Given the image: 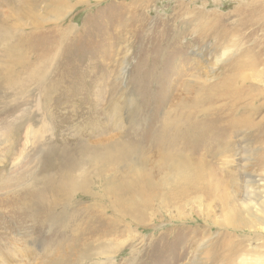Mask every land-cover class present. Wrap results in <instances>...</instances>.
I'll use <instances>...</instances> for the list:
<instances>
[{"label": "rangeland", "instance_id": "1", "mask_svg": "<svg viewBox=\"0 0 264 264\" xmlns=\"http://www.w3.org/2000/svg\"><path fill=\"white\" fill-rule=\"evenodd\" d=\"M179 2L0 0V83L3 75L16 73L6 69L19 64L18 59H55L52 70L59 82L47 125L37 126L41 133L49 132L44 140L49 145L43 144L50 153L37 151L38 141L29 136L8 142L0 134L1 174L4 170L11 177L22 168L25 177L11 190L21 195L37 191L51 176L56 179L61 171L58 165H66L78 149L87 150L72 171L78 190L56 208L74 222H70L73 230L68 238L43 241L44 232L40 237L36 232L20 237L16 219L5 221L0 214V264H211L218 256L216 264H224L222 257L230 251L237 256L258 246L264 250V92L248 101L251 117L243 118L240 107L232 115L238 123L228 138L230 128L213 119L205 123L208 128L192 133V141L180 135L171 144L162 135L184 121L211 118L218 105L210 107L209 94L221 78L231 74V64L244 59L243 44H254L263 30L250 34L247 28V38L237 34L235 48L218 65L219 52L214 53L211 41L190 44L191 37H183L168 48L159 47L154 38ZM181 2L189 16L194 11L195 15L186 26L171 20L172 30H190L202 11L230 14L227 23H231L239 5L264 4V0ZM4 33L8 37L3 38ZM230 43L218 44L219 51ZM201 51L203 59L197 56ZM177 67L183 68L177 73ZM243 74L253 82L249 73ZM13 78L18 83L25 76ZM219 86H223L221 93L227 91V81ZM23 92L6 102L28 99V107L20 110L43 116L33 85H26ZM2 101L0 97V111L12 108L3 110ZM33 122L36 126L37 121ZM222 138L224 142L217 145ZM178 143L180 149H176ZM108 152L118 159L100 162L93 157ZM41 154L50 157L53 171L49 164H42ZM183 163L191 165L193 173L187 182L179 180L175 171ZM141 194L149 199L139 198ZM129 197L132 204L126 202ZM79 200L84 201L82 205L75 204ZM47 201L48 196L37 201L38 206L43 208ZM232 207L237 215L231 218L227 213ZM3 208L0 204V211ZM81 219L87 228L78 225ZM15 246L19 248L12 249Z\"/></svg>", "mask_w": 264, "mask_h": 264}, {"label": "bare ground", "instance_id": "2", "mask_svg": "<svg viewBox=\"0 0 264 264\" xmlns=\"http://www.w3.org/2000/svg\"><path fill=\"white\" fill-rule=\"evenodd\" d=\"M178 2H179L178 7L175 13L173 12L174 14L172 15V17L170 19H166L165 22L162 23L161 30L158 33L159 35L154 38L155 44L157 43L159 47L163 45L162 47L168 48L170 44L175 43L176 41H178L179 39L183 37H191L187 39L189 40L190 44L191 43L195 44L196 42L201 43L203 42V40L211 41L212 44L215 45L214 53L217 51L219 52V55L216 56V59H215V64L218 65L221 63L224 64V59L230 56L229 50L230 48H235L236 44L234 42L239 41V36L242 35L244 38H247L250 32L245 33L244 32L246 31L245 29L251 28L250 34L256 33L257 31H259L258 30L259 28H261V31L263 30L260 37H257L256 42L254 44L248 47H245L246 43L243 44L244 52H245L244 59H240V60L236 59L235 64L233 62L231 66L229 67L230 69L229 71H231V74L226 75L225 77L221 78L220 82H218L216 86H214V90H212V92L209 94L207 101L210 107L211 105H218L217 108L209 114L211 118L204 119L203 121L201 120L202 122H196V123L194 122L190 123L194 119L187 120V121L183 120L184 121L182 123L183 125H179V126L175 125L176 127L173 126L172 129L169 128V130L167 129L164 131L167 133H162L163 138L166 137L165 140L167 139L166 141H170L171 144H175L176 142L175 138H177L180 135H184L187 138H191V141H192L193 140L192 133L194 132L196 133L197 130H199L200 132V130L203 131L204 128H208L209 125H206L205 123L208 124V122L211 119H213V120H218L220 122H223L225 126L227 125V129L228 127L231 129V130L228 129V133L226 132L227 138H228L229 134L231 135L232 131H236V125H237L236 123H238L235 120L231 119L232 115L236 111H239L241 108V116L243 118L245 117V119H247L251 117L253 113H252V110L248 109V106H249L248 101H252V99L256 96V94L261 95L264 92V89H262L261 87L264 85V4L263 2H256V3L253 2L249 6L239 5L235 10L237 14L236 16H234L235 20L231 23H227V21L231 17L230 14L227 15V17H225V16H220L217 14H204V12L202 11L198 13V17L195 19L198 24L196 23L197 25L196 26L194 25V27L192 26V28L188 31L186 30L182 31L183 29L172 30L170 21L175 20L176 22H180L182 25L186 26L189 20L190 22H192L191 17L195 15V11L192 9L191 13L193 11L194 13H192L191 16H189L190 15L189 10L188 11L183 10L181 0H178ZM247 3H250V2L248 1ZM176 22H173V23H176ZM239 33L240 35L238 36L237 34ZM4 36L8 37V34L4 33L3 38H5ZM228 41H231V43L225 46L223 51H219V48L217 45L224 44ZM11 44L12 43H10V45ZM203 46L204 45H201V47ZM197 56L203 59L204 57L203 52L202 51L198 52ZM54 60H51V59H18L19 64L16 62L15 65L8 67L6 69L7 71L14 69L16 70V73L3 75V77H1V80L3 81L0 83L2 84L0 85L1 86L0 87L1 88L0 97L1 99H3L2 105H5V106H2V109L5 110L8 107H12V108H8L5 111H0V115L2 116V119L0 120V124H1L0 130L1 131L3 130L2 133L0 132L1 137H2L0 138L4 139V141L10 142V141H19L20 139L23 138V136H26V137L29 136V139L33 138L32 140L35 139L38 141V144L40 145V147L37 148V151L39 149L40 151L43 150L42 153L44 154V151H45L47 152L46 155H48L50 152L48 150L49 149L48 147L45 148V145L43 144V142L49 145L48 142L44 141L45 134L49 132L41 133V129H42L41 127L44 124H46L45 122H47L45 120L48 119L49 113L51 111V105H50L51 97L56 89V85H58L59 83L57 81V78H55L54 70H52ZM9 64L7 65L9 66ZM182 68L183 67L178 68L177 70L175 68L174 69H175V72L177 71L178 73L179 71H181L180 69ZM244 72H247L251 75L250 77L253 78L252 80L253 82H250L246 79L247 74H243ZM240 73L241 75H239ZM15 75L25 76V78L21 79L20 82L17 83L15 79L13 78ZM225 81H227V91H225L224 93H221L220 91L222 90L223 86H219V85H221ZM244 81H247V84H242ZM28 84L30 85L32 84L35 92L37 91L39 94L38 96L39 99H38L36 106L38 109L41 106L43 110V116L41 115L40 116L38 115V117H35V115L31 116L30 114L28 115L27 113H25V110H22V111L20 110L23 106L28 107L29 104L26 103L28 99L23 102H18L20 98H17V99L15 98L12 102H6L8 98L10 97L12 98L17 97L18 94L23 95L26 91L21 93V90H23L25 86ZM28 93L29 92H27L26 94ZM222 101L223 103L220 104ZM31 103H32V100H31ZM262 105L264 106V101ZM19 111H21V113L18 116L17 113ZM34 119H35V122L37 121L36 126L34 125V122H33ZM38 124L39 126H41L42 124V126L37 127ZM199 124H202V125H199ZM48 127L51 129L50 126ZM27 139H26V142H27ZM179 139H182V138H179ZM223 139L224 138L219 140L217 145H219V143L221 144L222 142H224L225 139L224 140ZM161 140L162 138L160 139V142ZM22 143L25 144L24 142ZM33 147H36V146H34L33 144ZM131 147L137 149V147L132 145V143H131ZM175 147L176 146H174V149ZM176 149H180L179 143ZM123 152L125 151L123 150L119 151V153H123ZM5 153L7 154V152ZM15 153L16 152H13L11 156L15 155ZM86 153H87L86 148L83 149L82 147L78 149L69 158L68 163L66 165L57 166L59 167V170L61 171L56 177V179H54V177L51 176L47 184L44 185L42 188H38L37 191H31V192H29L30 190H27L25 192L26 194H22V195L20 192L17 193V192L12 191L13 190L12 188H15L14 186H16L19 182H22L25 177V176L22 177L21 175L22 168L18 169V172L11 177H8L7 175H5L6 173L4 170H3V173L1 174L2 169L0 170V204L4 205V208L1 209L0 214L1 216H3V219L5 221L12 219V218L16 219V227H19L20 229L19 231L21 235V236L19 235L20 237H26L30 234V232H33L34 234L36 232L37 235L40 237L42 232H44L43 241H47V240L54 241L56 238H61V239L68 238V235L73 230V226H70V225L71 223H74V222L68 221L67 219L62 217L61 213H58L56 211V208L58 205L65 204L67 203V201L71 200L74 194L76 193V191L78 190L79 187L75 181L74 176H72V171H74L75 168L81 163L82 158ZM46 155L43 157L41 154L42 158L40 157L39 159L42 160V164L43 162H45L46 164H49L50 170L52 169L53 171L55 166L51 167V164H50L51 159L49 156H46ZM112 155H114V152H108L103 156H100V155L97 156L93 154V157L100 162H114L118 159V156H116V154L115 156H112ZM45 157H47L49 160H46ZM89 160H91V157ZM26 168H28V166ZM175 168L174 169L178 175L177 178H180L179 180H182L184 182L191 180V175H193V173L190 172L191 165H186L185 163H183V165L177 164ZM175 176H176V173H175ZM47 196L49 197V201L45 202L46 205L43 208L39 207L37 201L42 202L43 199ZM139 198L144 199V201H146L149 199V196H144L141 194ZM83 202L84 201L79 200V201H76L75 204L77 203L79 205H82ZM126 202L128 204H132L133 198L129 197ZM14 213L16 215H12ZM227 215L230 216L231 218L233 215L236 216L237 215L236 208L232 207V209L228 211ZM65 221H66V224H59V223H64ZM79 224L80 226H84L85 228H87V225H88V223L85 222V220L83 219L80 220V223H78V225ZM49 230H51V233L48 232ZM5 233L7 234V231ZM32 247L33 246H26V247L23 246V248H26L27 250H29ZM18 248H19L18 246H15L12 249L16 250ZM46 248H49V247H46ZM235 252L236 251H230L227 256L224 255L222 257L223 263L224 264H264V250H262L261 246L256 247V249L252 250V252L250 251V249L242 250V253L240 254L238 253L237 256ZM3 258L6 259L5 257ZM216 260H220V257L219 256L216 257L211 264H216L215 262Z\"/></svg>", "mask_w": 264, "mask_h": 264}]
</instances>
